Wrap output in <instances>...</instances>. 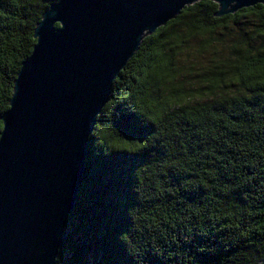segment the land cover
Returning <instances> with one entry per match:
<instances>
[{"label": "trees", "instance_id": "trees-1", "mask_svg": "<svg viewBox=\"0 0 264 264\" xmlns=\"http://www.w3.org/2000/svg\"><path fill=\"white\" fill-rule=\"evenodd\" d=\"M60 1L0 0V134ZM218 10L186 7L115 80L57 264H264V5Z\"/></svg>", "mask_w": 264, "mask_h": 264}, {"label": "water", "instance_id": "water-1", "mask_svg": "<svg viewBox=\"0 0 264 264\" xmlns=\"http://www.w3.org/2000/svg\"><path fill=\"white\" fill-rule=\"evenodd\" d=\"M199 1L62 0L43 14L1 117L0 264H57L115 80L146 37ZM213 1L218 18L264 5Z\"/></svg>", "mask_w": 264, "mask_h": 264}]
</instances>
